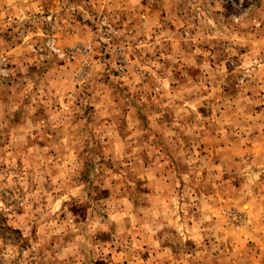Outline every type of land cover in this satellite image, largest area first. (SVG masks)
<instances>
[{"label": "rangeland", "instance_id": "obj_1", "mask_svg": "<svg viewBox=\"0 0 264 264\" xmlns=\"http://www.w3.org/2000/svg\"><path fill=\"white\" fill-rule=\"evenodd\" d=\"M0 264H264V0H0Z\"/></svg>", "mask_w": 264, "mask_h": 264}]
</instances>
